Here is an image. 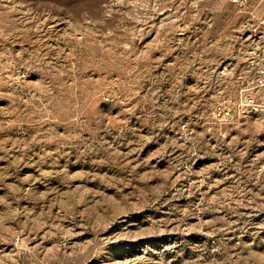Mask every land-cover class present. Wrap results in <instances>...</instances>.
Instances as JSON below:
<instances>
[{
  "label": "rangeland",
  "instance_id": "1",
  "mask_svg": "<svg viewBox=\"0 0 264 264\" xmlns=\"http://www.w3.org/2000/svg\"><path fill=\"white\" fill-rule=\"evenodd\" d=\"M228 0H0V264H264V121L221 126Z\"/></svg>",
  "mask_w": 264,
  "mask_h": 264
},
{
  "label": "built area",
  "instance_id": "2",
  "mask_svg": "<svg viewBox=\"0 0 264 264\" xmlns=\"http://www.w3.org/2000/svg\"><path fill=\"white\" fill-rule=\"evenodd\" d=\"M243 17L240 36L242 62L235 72L230 92L221 94L213 104L214 123L227 126L262 111L264 121V0H228Z\"/></svg>",
  "mask_w": 264,
  "mask_h": 264
},
{
  "label": "bare ground",
  "instance_id": "3",
  "mask_svg": "<svg viewBox=\"0 0 264 264\" xmlns=\"http://www.w3.org/2000/svg\"><path fill=\"white\" fill-rule=\"evenodd\" d=\"M253 115H258L262 118V111H253Z\"/></svg>",
  "mask_w": 264,
  "mask_h": 264
}]
</instances>
